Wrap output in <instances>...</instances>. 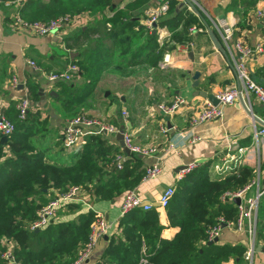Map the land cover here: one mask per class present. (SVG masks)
Returning <instances> with one entry per match:
<instances>
[{"label":"crops","instance_id":"0c3cea01","mask_svg":"<svg viewBox=\"0 0 264 264\" xmlns=\"http://www.w3.org/2000/svg\"><path fill=\"white\" fill-rule=\"evenodd\" d=\"M48 1L0 0V113L14 118L17 113L16 101L22 96H27L30 112H36L39 117L46 118L45 127L39 134H43L42 142L47 146V155L58 158V153L66 157L71 156L85 141L68 147L64 146L62 141L56 144L58 139L61 140V131L66 120L74 114H67L55 103L57 81H49L47 73L62 69L73 57L79 55L78 50L68 45L65 38L72 36L80 27L93 23L96 15L88 10L75 12L70 15V22L64 29L44 35L23 29L16 24L18 15L26 20L43 19V9ZM161 1L112 0L113 8L126 9L131 18L137 21L135 28L144 25L149 34L156 32V41L160 47L163 45L164 52L156 61L149 62L148 36V40L143 41L139 49L133 48L137 55L140 54L141 60H136L133 65L128 66L131 71L120 73L109 70L100 74L96 86L88 96V102L80 106L81 111L78 113L116 126L118 131L122 130L130 136L133 145L149 149L146 154L132 151L144 169L152 163H161L162 171L157 176H141L132 189L143 200L155 203L153 207L159 214V221L165 224L161 236L171 237L177 227L168 223L166 212L156 205L164 186L175 185L177 174L183 166L191 162L198 165L202 161L210 160L212 169L213 163L225 153L229 144L234 149L238 145L247 146L252 142L254 122L244 104V101L247 102L245 95L239 96L231 104H223V114L220 118L204 120L194 125H191L189 120L201 110L207 98L196 93L197 88L215 94L220 89L241 83L233 64L237 50L232 41L227 46L223 40L228 31H231L232 39L247 42L251 46L260 44L263 47L245 62L252 78L264 84V14L257 13V9L263 4L262 0H194L192 3L187 0H171L168 10L160 19H172L177 13L183 16L190 13L195 14L202 25L184 26L180 22L168 27L157 23L155 30L149 29L146 25V10L157 6ZM112 12V9L105 10L107 15ZM106 25L110 26V22ZM184 35L190 36L191 39L180 41ZM214 39L221 48L216 45ZM190 41L192 45L186 50L178 48L180 44ZM121 47L120 43L114 44L115 56L120 54ZM190 51L192 57L189 55ZM165 53H169L167 61L163 60ZM29 59L34 60L38 66H32L28 62ZM195 70L200 72L198 86L193 85L192 74ZM14 78L17 80L15 85ZM71 80L82 81L79 71ZM31 82L36 83V94L30 89ZM39 88H42L41 92ZM176 93L182 94L185 102L173 114L164 116L157 103L171 101ZM250 102L255 116L264 118V106L252 95ZM89 109L98 112L96 114L101 118ZM122 109L128 112L126 118L121 117ZM162 124L167 127L165 131L160 128ZM95 129L93 127L92 130ZM97 133L109 138L118 146L119 151L127 155L116 138L117 131L112 133L101 130ZM194 136L198 138L193 139ZM211 176L216 175L211 171ZM260 183L264 184L262 174ZM125 193L126 191L108 200H92L90 194L82 190L86 202L94 209L104 212L111 225V232L117 230V221L121 215L120 205ZM81 204L83 208L87 206L82 202ZM65 215L59 214L54 219L70 218L73 213ZM217 241L239 243L247 248L249 236L245 230H236L231 225H225ZM105 244L106 239L99 238L88 258L81 264L95 262ZM241 262L244 263L243 260ZM239 263L233 258L225 261V264ZM251 263L264 264V234L256 235Z\"/></svg>","mask_w":264,"mask_h":264},{"label":"trees","instance_id":"16d2710c","mask_svg":"<svg viewBox=\"0 0 264 264\" xmlns=\"http://www.w3.org/2000/svg\"><path fill=\"white\" fill-rule=\"evenodd\" d=\"M43 19L59 14L88 10L96 15L93 23L80 27L66 43L79 55L73 57L79 66L81 82L58 80L54 101L67 114L81 111L100 74L114 70L129 73L139 49L148 36L147 58L154 62L164 52L156 41V32L148 33L144 25L124 8H113L112 0H49ZM112 9L111 15L105 10ZM161 18V17H160ZM158 19L168 27L202 25L195 14L180 13L172 19ZM110 22L107 27L106 23ZM144 38V39H143ZM140 39V41H137ZM183 36L180 41H188ZM122 46L114 55V44ZM136 45V46H134ZM156 51V52H155ZM150 55V56H149ZM30 89L36 94V83ZM14 130L0 145V264H6L1 252L13 245V253L21 264H66L74 260L88 239L95 216L93 208L82 207L80 201H69L59 213H73L65 219H52L44 227L31 229L37 209L57 192L72 184L81 185L92 200L112 199L134 188L144 173L140 160L131 151L122 166L113 162L118 146L101 133L89 132L85 142L71 154L70 160L47 155L43 143L46 118L29 108L25 118H10ZM60 144L58 139L56 144ZM3 147H7L4 149ZM254 176L252 166L241 165L224 177L211 176L210 160L200 162L176 180L175 189L166 208L170 225L177 230L171 237L161 236L165 224L159 221L156 208L134 206L122 213L117 230L108 234L106 244L91 264H225L229 258L241 262L246 247L239 243L206 240V228L217 216L235 220L237 206L233 200L222 199L226 190L243 187ZM257 235L264 234V193L259 200Z\"/></svg>","mask_w":264,"mask_h":264},{"label":"built area","instance_id":"2783aa9c","mask_svg":"<svg viewBox=\"0 0 264 264\" xmlns=\"http://www.w3.org/2000/svg\"><path fill=\"white\" fill-rule=\"evenodd\" d=\"M171 0H162L157 6L148 8L146 10V25L149 29H152V22H157L158 19L168 10ZM192 3L194 0H187ZM263 4L257 9L259 15L264 14V0ZM190 6V5H189ZM71 16L67 13L59 14L47 19H35L26 20L20 15L16 17V24L26 30L32 31L39 35H44L52 33L61 29H64L70 22ZM157 28V27H156ZM193 26L190 27L192 29ZM225 44L229 46V42L232 41L234 47L237 50V55L233 58L234 68L240 79V85H231L223 89L218 90L215 96L218 98L219 102L214 104L208 98L205 99V104L201 110L190 118L189 123L191 125L197 124L204 120L220 118L223 114V104H231L237 100L239 96H246L247 102L244 104L247 110L252 115V120L254 122L253 139L247 146L238 145L233 149V146L229 144L227 150L220 158H218L212 165V174L216 176L224 177L232 170H237L241 165L252 164L257 162V165L251 164L254 176L249 180L243 187L231 191L226 190L221 194L222 199L233 200L235 196L240 197V202L235 203L237 206V217L235 220H227L223 216H217L216 222L208 225L206 228V240H212L214 237L220 234L223 227V223L226 225L233 226L236 230H245L249 236V243L246 250L243 253L242 264H252V254L255 249L256 241V222H257V211L259 206V200L264 193V184L260 183V178L262 174V169L264 168V118H257L252 110L250 96H255L256 99L264 106V84L257 82L250 75L247 66L246 59L253 56L256 52L261 51L263 47L258 44L251 46L247 42H243L238 39H232L231 31H228L223 38ZM192 42L185 44H180L178 48L186 50ZM169 59V53H165L163 60L167 61ZM28 62L37 67V63L29 59ZM79 71V66L74 61H69L62 69L49 71L47 73V78L51 82L58 80L68 81L71 80L75 73ZM17 83L16 78L13 79V84ZM185 102V97L180 94H174L173 98L169 102H159L157 103L158 109L164 116H170L173 114L183 103ZM29 98L27 96L20 97L16 103L15 107L17 110V116L20 119L25 118L28 108H29ZM128 112L126 109L121 110V117L126 118ZM95 127V130H92ZM162 130H166L165 124L160 127ZM14 130V122L0 113V145L1 137L8 136ZM101 130H106L108 132L115 133L118 128L114 125L103 122L102 120L89 117L85 114H74L68 118L61 131V141L64 146H73L79 142H84V135L88 132H100ZM83 136V137H82ZM194 136L193 139H197ZM123 140L125 144L130 148L131 151H139L143 154L149 152V149H142L130 142V136L123 131ZM7 149V147H3ZM126 155L123 152L117 153L113 162L117 166H122L123 160ZM262 158V164L260 159ZM196 166V162H191L178 172L177 179L184 176L191 168ZM162 171V165L160 162H155L147 165L144 169L142 175L143 178L157 176ZM174 185H166L162 189L158 199L156 200V205L165 212L166 205L174 192ZM82 186L78 184L70 185L66 190L62 192H57L54 196L48 199V201L37 209V216L34 218L29 227L31 229H38L44 227L48 224L52 218L55 216L57 210L69 201H80L86 204L88 208H93L90 203H87L82 195ZM234 201V200H233ZM154 202L143 200L134 189H129L126 191L120 205L121 214L131 209L134 206H142L144 209H149L154 206ZM94 209V208H93ZM95 216L91 223V228L89 236L84 246L80 249L78 256L66 264H81L88 258L90 251L95 245L96 241L103 237L104 234H109L111 232V225L105 217V214L100 209H94ZM159 216V214H158ZM2 257L6 264H21L17 260L13 253V245L9 242V245L1 252Z\"/></svg>","mask_w":264,"mask_h":264},{"label":"water","instance_id":"95a60500","mask_svg":"<svg viewBox=\"0 0 264 264\" xmlns=\"http://www.w3.org/2000/svg\"><path fill=\"white\" fill-rule=\"evenodd\" d=\"M152 26H153V29L155 30L156 27H157V22H152ZM214 41L216 42V45L221 48L220 44L217 42V40L214 39ZM189 55L192 57V51L189 52ZM199 70H195L192 74V79H193V85L194 86H198V76H199ZM41 89L42 88H39L40 92H41ZM196 93L204 96V97H207L209 100H211L214 104H217L219 102L218 98L215 96L214 93L212 92H207L205 90H201V89H196L195 90ZM107 93V91H106ZM170 126V124H169ZM116 138L119 142V144L123 147V150L126 154H129L130 153V148L125 144L124 140H123V131L122 130H119L117 131L116 133ZM7 140V137L6 136H2L1 137V142H5ZM184 167V166H183ZM234 202L235 203H239L240 202V197L239 196H235L233 198ZM226 223L224 222L223 223V226H225ZM37 230V229H36ZM105 239H107L108 235L107 234H104L103 236ZM218 240V236L214 237L212 240H209L208 243H211V242H216Z\"/></svg>","mask_w":264,"mask_h":264},{"label":"rangeland","instance_id":"374dc122","mask_svg":"<svg viewBox=\"0 0 264 264\" xmlns=\"http://www.w3.org/2000/svg\"><path fill=\"white\" fill-rule=\"evenodd\" d=\"M69 15H72L73 13H68ZM89 106V105H88ZM90 110V112H95V111H93V109H89ZM96 113H98V112H95L94 114H96ZM96 116H98V117H100L101 118V116L99 115V114H96ZM58 158H62V159H66V160H70V156H65V155H62V154H60V153H58ZM260 163L262 164V158L260 159ZM251 162H249L247 165H249V166H251ZM253 165H257V162L255 161V163L254 164H252V166ZM262 175H264V168L262 169ZM85 190V189H84ZM59 214H63V213H59V209L57 210V212H56V215L55 216H57L58 217V215ZM65 214V213H64ZM69 214H71V213H68V214H66L65 216H68ZM55 216L52 218V219H54L55 218ZM63 217V216H62ZM5 249V248H4ZM3 249V250H4ZM2 250V251H3ZM243 262H240L239 264H242Z\"/></svg>","mask_w":264,"mask_h":264}]
</instances>
